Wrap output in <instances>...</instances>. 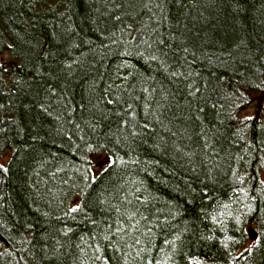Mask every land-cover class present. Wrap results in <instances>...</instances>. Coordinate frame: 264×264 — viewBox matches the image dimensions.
Returning <instances> with one entry per match:
<instances>
[{"label":"trees","instance_id":"16d2710c","mask_svg":"<svg viewBox=\"0 0 264 264\" xmlns=\"http://www.w3.org/2000/svg\"><path fill=\"white\" fill-rule=\"evenodd\" d=\"M0 264H264V0H0Z\"/></svg>","mask_w":264,"mask_h":264},{"label":"rangeland","instance_id":"374dc122","mask_svg":"<svg viewBox=\"0 0 264 264\" xmlns=\"http://www.w3.org/2000/svg\"><path fill=\"white\" fill-rule=\"evenodd\" d=\"M254 113H255V108L253 105V106H250V108H248L246 111H244L242 113V115L243 116H252V115H254ZM104 156H105L104 154H100V155L95 156V158L97 159V161H99V160H103L105 158Z\"/></svg>","mask_w":264,"mask_h":264},{"label":"water","instance_id":"95a60500","mask_svg":"<svg viewBox=\"0 0 264 264\" xmlns=\"http://www.w3.org/2000/svg\"><path fill=\"white\" fill-rule=\"evenodd\" d=\"M249 236L251 241H255L258 237L256 230L253 227L249 228Z\"/></svg>","mask_w":264,"mask_h":264}]
</instances>
